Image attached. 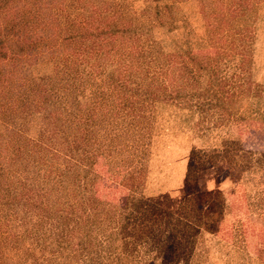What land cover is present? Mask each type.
I'll list each match as a JSON object with an SVG mask.
<instances>
[{
	"label": "rangeland",
	"instance_id": "rangeland-1",
	"mask_svg": "<svg viewBox=\"0 0 264 264\" xmlns=\"http://www.w3.org/2000/svg\"><path fill=\"white\" fill-rule=\"evenodd\" d=\"M85 1H40L55 42L29 43L11 73L28 89L44 84L50 102L35 98L1 137L0 264H84L87 242L106 264H264V96L210 111L179 97L201 73L200 58L181 62L177 44L204 36L200 17L232 0H181L171 29L138 17L109 32V4L140 16L148 0ZM243 1L254 4L249 75L264 86V0ZM93 6L104 24L93 48L55 56L66 35L94 28L83 19ZM148 68L162 70L175 101H133L118 83ZM118 212L127 217L113 229Z\"/></svg>",
	"mask_w": 264,
	"mask_h": 264
},
{
	"label": "trees",
	"instance_id": "trees-1",
	"mask_svg": "<svg viewBox=\"0 0 264 264\" xmlns=\"http://www.w3.org/2000/svg\"><path fill=\"white\" fill-rule=\"evenodd\" d=\"M25 1L0 0V142L5 132L8 133L9 129L13 130L17 127L14 119L17 112L32 113L35 98L41 99L42 97V104L50 102L49 98L45 100L46 94L39 96L42 88L46 87L44 84L28 89L19 84L11 75L16 61L29 43L43 39L55 42L56 39L57 24L52 19L45 22L44 17H40L42 14L38 12L40 1L52 3V0ZM75 1L69 0L68 4L71 6ZM89 1L86 0L85 4L87 5ZM159 1L161 4L158 3ZM166 1H175V4L173 2L165 3L164 0H148L140 16L133 14L125 1L109 4L107 9L112 10L113 21L107 22L111 27L106 31H111L112 27L116 28L118 23L123 21L137 22L138 17H150L154 23L171 29L174 21L173 7L181 0ZM48 9L45 8L43 13L48 14L50 11ZM101 10L102 7H87L83 19L90 21L94 28L90 31L84 28L80 36L66 35L62 44L54 45V55L57 54L59 57L60 52L70 50L72 45L74 47L82 46L81 50L93 48L97 42L96 37L99 36V31L104 26ZM253 10L254 4L250 2L232 0L228 7L215 8L200 17L204 29H206L204 36L186 37L177 44L178 47L174 50V54L179 56L181 62L189 57L200 58L199 61L197 60L199 63L198 73H201L202 78L199 77L198 81H194L192 87L186 91L182 90L184 93L179 94V97H184L187 100L190 107L199 111H210L216 108L238 110L246 97L262 98L264 96V86L252 81L249 75L251 63L249 52L253 41ZM83 22L82 20L81 23ZM202 43L206 45L213 43L210 54H194V49L200 47ZM60 46L63 48L58 49ZM158 48L162 47L158 46ZM157 51L159 52L158 49ZM212 58L215 59V64H212ZM225 67L231 69V72H224ZM66 68L68 73L73 69L70 66H66ZM161 71L148 68V70H144V74L133 78L121 74L118 77V83L122 82L125 88L131 87L129 91L132 92L130 97L133 101L152 97L158 102H173L176 97L172 94L169 85L162 80ZM39 108L37 106L36 111ZM123 213L118 212L116 218L112 220L113 229L118 227L119 221L125 222L127 216L122 221ZM100 215L101 213L97 212L91 215V218ZM89 240L91 241V237ZM82 245L84 247L80 249V254L84 257V264H106L105 256H102L103 253L100 249H89L93 248L90 246V242ZM101 247L103 246L101 245Z\"/></svg>",
	"mask_w": 264,
	"mask_h": 264
}]
</instances>
